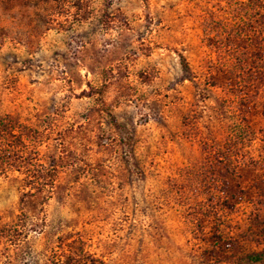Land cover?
<instances>
[{
    "label": "rangeland",
    "instance_id": "374dc122",
    "mask_svg": "<svg viewBox=\"0 0 264 264\" xmlns=\"http://www.w3.org/2000/svg\"><path fill=\"white\" fill-rule=\"evenodd\" d=\"M1 122L0 264H264V0H0Z\"/></svg>",
    "mask_w": 264,
    "mask_h": 264
},
{
    "label": "trees",
    "instance_id": "16d2710c",
    "mask_svg": "<svg viewBox=\"0 0 264 264\" xmlns=\"http://www.w3.org/2000/svg\"><path fill=\"white\" fill-rule=\"evenodd\" d=\"M1 124L2 122L0 125ZM15 132L16 131L13 127H5L4 129H0V137L7 133L10 136L16 137L17 135L14 134ZM78 253L79 256L76 255L78 258L74 257L73 255L67 256L61 264H105L103 261L85 253L83 249H81ZM248 258L252 261H260L262 259L261 256L253 257L251 255Z\"/></svg>",
    "mask_w": 264,
    "mask_h": 264
}]
</instances>
